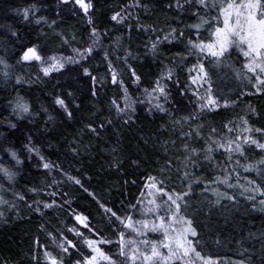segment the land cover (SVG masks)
<instances>
[{"label":"snow or ice","instance_id":"1","mask_svg":"<svg viewBox=\"0 0 264 264\" xmlns=\"http://www.w3.org/2000/svg\"><path fill=\"white\" fill-rule=\"evenodd\" d=\"M63 2L66 4L69 0H63ZM74 3L85 14H88L90 9L94 10L92 0H74ZM140 7H143L141 0H129V3L123 5L120 11L112 13L110 20L120 24L126 23L131 16L129 10ZM164 8L178 10L190 18H195L196 22L182 25L179 29L172 27L164 32L163 37L157 34L163 29L156 28L154 24H137L136 27L154 36L150 38L149 43L144 45L146 51L151 52L153 56H157L163 41L186 40L184 57L194 55L196 63L187 67L186 84L181 86L182 82L175 78L180 99L174 98L171 83L175 73L183 66L182 63L173 65L166 61L163 62L158 74L147 82L151 87L145 86L140 92L139 96L142 98H130L128 85L117 65L122 64L130 70L132 83L139 88L145 81L136 68L128 63L134 58H141L139 54H134L130 47L123 48L118 38L114 47L105 49L103 59L111 74L112 84L122 89L124 93L122 96L114 95L110 101V107L115 109L116 117H124V122L130 123L135 119L134 114L137 108L143 104L148 105L146 111L149 113L172 117L170 121L165 120L160 125V129L161 134L167 132L170 137L175 138L163 140L161 147L168 155L167 146L171 144L180 155H170L160 168L159 175L147 176L143 181L144 188L141 189L140 196L136 198V203H131L127 207L123 201L119 207L115 206V202L112 207H109L107 203H102L100 206L108 217L103 228H98L92 223L90 214L76 212L75 221L84 226L88 235H85L78 225L69 228V231L76 233L74 238H69L64 232H60V239H57L53 232H48L47 235L52 238L59 250L54 253L48 249L47 245H43L44 264H104V262L106 264H223L219 256L205 253L207 241L201 238L189 201V193L192 191L194 181L188 180L185 191H177L169 184L172 169L175 167L173 159L179 161L184 169L180 181L183 184V178L194 176L192 169L201 159L210 162L214 159L213 153L220 150L227 154V159L221 168L223 174H217L214 180L205 182L208 191L215 193L216 199L209 198L203 201L198 211L202 212L204 208H207L208 213L211 214L214 207L221 205L224 199L237 200L238 197L230 191L235 189H243L240 196L247 195L252 210L264 211V199H259L257 203V193L264 196V155H261L259 159H249V154L254 151L264 153V126H256L251 120L253 115L260 118L261 112L249 102L242 113L224 119L219 127L209 126L203 119L207 115L217 114V110H226L236 105L240 98L247 96L250 91L264 96V0H174V3L169 2L164 5ZM15 11L20 13L25 21L31 22L34 18L36 27L56 28V20L49 21L46 16L38 14L40 6L36 3L15 9ZM60 14L58 9L55 15ZM87 21L88 24L94 23L91 15L87 16ZM131 27L132 25H129L130 29ZM9 28L13 38L21 37L18 30L12 28L11 25ZM111 31L109 29L101 31L93 26L88 45L72 47L67 55L65 53L68 52V45L72 43L68 37L60 34L64 47L63 50H59L49 48L47 42H39L41 33H37L35 39L38 42L33 43L29 40L26 47L21 45L23 50L19 53L16 65L10 64L4 56H0V80L5 84L9 83L10 70L13 67L37 65V73L26 75L22 70L17 72L13 90L17 87L23 88L25 85L32 87L41 80H48L53 75L67 73L68 82L73 79L91 77L92 95L97 96L99 94L97 81L106 77L93 76L92 69L83 65L95 55L98 47H102V40L108 39ZM205 32L207 36H204ZM122 49L123 56L119 54ZM233 50H238L243 56V66L235 69L237 85L242 87L243 91H240L234 100L230 99L228 94L220 92L213 80L216 67H222L226 62L229 67L232 66ZM179 55L177 53V56ZM202 56L205 60L200 59ZM77 68L82 69L83 76L79 73L76 77L71 75ZM189 93L192 99L188 103L193 104L194 107L191 111L185 112L181 105L184 103L183 98ZM41 94H43V89H41ZM71 94L69 92V95ZM50 95L54 99L48 107L43 104L37 106L35 99L31 98L32 94L25 95L20 91H17L15 96L7 102L16 120L15 122L7 120L5 124H0V127L6 125L12 130L9 135L18 131L20 136L9 139V135L0 133V205L16 207V203L5 200L4 197L8 193H12L13 201H24L29 207H34L36 212H42L41 205L43 209H49L57 204L56 200L28 201L25 193L13 191L4 183L6 181L15 185L19 175L16 169L25 163L21 153L28 160L38 157L37 166L53 173L59 167V171L68 180L82 186L78 177L64 172L62 166L49 161L42 154L40 146L35 143L38 135H50V133H41L37 127L42 112L47 113L46 121L53 122L56 121L53 113H59L60 116L68 118L74 116L63 91L56 94L53 89ZM170 106L172 111H170ZM36 107H39L42 112H34L33 109ZM60 109H63V112H60ZM177 113L180 115L177 116ZM25 120L33 121L27 125V134L20 128ZM111 123V118L107 124L102 123L97 126L89 123L86 125V130L98 138L99 131L105 130ZM261 123L264 124V121ZM205 127H208L207 133L204 131ZM201 143H203L202 147L199 146ZM71 151L78 153L79 148H72ZM245 160L247 163H243ZM241 168L255 170L258 178L251 179L246 176V183L241 184L239 182V169ZM165 171L169 173L168 176L164 175ZM177 171L179 172V169ZM60 183V180L53 179L47 187L51 188ZM221 185H226L230 190L221 191ZM30 192L37 194L38 189L31 188ZM58 194L59 192L52 193V195ZM69 211L72 210L69 209ZM4 215L5 213L0 211V217ZM137 215L141 218L137 219ZM41 228H44V225H41ZM153 235L158 238H151ZM37 244L39 245V237H37ZM101 245H115L116 251L110 253ZM30 255L31 264H41L38 249L35 254L30 253ZM3 264H8L7 260L3 261ZM235 264H251V258H241L235 261Z\"/></svg>","mask_w":264,"mask_h":264},{"label":"trees","instance_id":"2","mask_svg":"<svg viewBox=\"0 0 264 264\" xmlns=\"http://www.w3.org/2000/svg\"><path fill=\"white\" fill-rule=\"evenodd\" d=\"M169 2L174 3V0H141L143 7L130 9V18L126 23L120 24L112 22L110 17L113 12L120 11L123 5L128 4L129 0H92L94 10H90L94 23L84 32L79 27L80 22L85 18L84 14L74 18L66 12L69 9L77 8L74 0H69L66 4L63 0H0V56H4L12 65H16L19 53L23 50L21 45L26 47L29 40L33 43L38 42L35 39L37 33H41L39 42H47L49 48L63 50L64 45L60 34L68 37L72 43L87 40L88 45L93 26L101 31L112 30L108 39L102 40V47H98L95 55L83 65L92 69L93 76L106 77L97 81L99 89L97 96L92 95L91 77L73 79L68 82L67 73L53 75L48 80H41L32 87L25 85L23 88L17 87L13 90L17 72L22 70L26 75L37 73V65L13 67L10 70V82L5 84L0 80V89H3L0 91V124H5L7 120L15 122L16 118L11 114V108L7 102L15 96L17 91L23 92L25 95L32 94L31 98L35 99V103H38V106L43 104L45 107L51 105L53 96L50 94L53 89L56 94L63 91L74 116L68 118L60 116L59 113H53L56 116V121L53 122L46 121V115L42 114L37 127L41 133H50V135H38L35 138V143L40 146L42 154L49 161L62 166L64 172L78 177L82 184V186L77 185L68 180L59 171V167L55 173L38 167V157L28 160L21 153L25 163L16 169L19 175L15 185L6 181L4 183L13 191L25 193L28 201L56 200L57 204L49 209H43L41 205L42 212H36L34 207H29L24 201H13L12 193H9V198L5 200L16 203V207L0 205V211L5 213L3 217H0V264H3L5 260L8 264H31L30 253L35 254L34 247L39 250L41 256L44 252L43 245H47L50 251L55 252L56 249L58 251L59 249L52 238L47 237V233L44 234L43 231L46 229V232L49 230L57 237L64 229L65 235L74 238L76 233L69 231V228L78 225L80 230L88 235L84 226L74 218L76 212H83L86 215L80 204H86L87 208H91L96 213L97 219H101V223H92L97 224L98 228L99 225L103 228L108 217L100 206L102 203H107L109 207L113 206V202L116 207H119L121 201L124 202L125 207L136 203V198L140 196L141 189L144 188L143 181L147 176L150 174L159 175L160 168L170 155H180L171 144L167 146L168 155L161 147L163 140L175 138L170 137L167 132L161 134L162 130L160 129V125L165 120L170 121L172 117L147 112V104L137 108L134 114L135 119L130 123H125L124 117H116L115 109L110 107V101L114 95L122 96L124 93L112 84L111 74L103 59L105 49L114 47L118 38L121 40L123 48L130 47L134 54H139L141 58L128 61L145 81L139 88L132 83L130 70L122 64L117 65L128 85L130 98H142L139 96L142 87L146 86L147 81L154 79L162 68L163 62L166 61L173 65L182 63L183 66L175 73L171 83L174 98L180 99L175 78L182 82L181 86L186 84L187 67L196 63L194 55L184 57L186 40L163 41L157 56H153L151 52L146 51L144 45L149 43L150 38H154V36L136 27L137 24H154L156 28L163 29L157 33L163 37L164 32L172 27L179 29L182 25L196 22L195 18H190L178 10H166L164 5ZM32 3L40 6L39 15L46 16L49 21H57L55 29L47 26L36 27L34 18L31 22L25 21L22 15L15 11V9L26 7ZM58 9L64 14L56 16L55 11ZM9 25L18 30L21 37L13 38ZM129 25H132L131 29ZM204 36H207V32L204 33ZM71 48L65 53L66 55L70 53ZM177 53L180 55L177 56ZM119 54L124 55L123 49ZM174 57L175 59H173ZM200 59L205 60V57L202 56ZM231 60L233 62L231 67L226 62L224 66L214 69L213 80L220 92L228 94L229 98L234 100L239 92L243 91L242 87H238L235 78V69L243 66V56L238 50H233ZM78 73L83 76L80 68L75 69L71 75L76 77ZM41 89H43V94H41ZM69 92L72 94L69 95ZM191 99V93L183 98L184 103L181 107L185 112L191 111L194 107L193 104L188 103ZM249 102L261 112L260 118L254 115L251 117L252 123L256 126H264L261 123L264 121V96L255 94L254 91L241 97L236 105L226 110H217L215 115L205 116L204 122L209 126L219 127L224 119L242 113ZM38 109L42 112L39 107ZM33 111L35 112L36 108ZM170 111H172L171 106ZM178 115L180 113H177ZM110 118L112 119L111 125L105 130L99 131L98 138L86 130L87 124L94 123L97 126L102 123L107 124ZM32 122L25 120L20 125L25 134L28 132L27 125ZM185 130H187V126H185ZM204 131L207 133L208 127H205ZM10 132L12 130L6 125L0 127V133L9 135ZM19 136L20 133L16 131L9 135V139ZM21 142L24 141L21 140ZM199 146L202 147L203 143ZM76 147L79 148V152L72 153L71 149ZM261 155L264 153L254 151L249 154V159H259ZM213 157L214 159L210 162L201 159L198 165L192 169L194 176L183 178V184L180 181L184 169L179 161L173 159L175 167L172 169L169 184L177 191H185L188 180L194 181L192 191L189 193V201L201 238L207 241L205 244L206 254L219 256L223 264H235V261L246 257L251 258V264H264V211L252 210L247 195L240 196L243 189L230 190L226 185H221V191H233V194L238 197L237 200L224 199L221 205L214 207L211 214L208 213L207 208H204L202 212L198 211L203 201L209 198L216 199L215 193L208 191L205 182L214 180L217 174H223L221 168L227 159V154L220 150L213 153ZM243 163H247V160ZM239 171L241 184L246 183V176L251 179L258 178L255 170L241 168ZM164 175L168 176L169 173L165 171ZM62 178L65 179L63 183L51 188L47 187L53 179L60 180ZM31 188H37L38 193L30 192ZM53 192H59V194L52 195ZM60 195L64 197L63 202ZM257 197V203H259V199H264V196L259 193H257ZM69 209L72 211L70 212ZM41 225H44L45 229L41 228ZM37 237H39V245ZM73 258L75 259V257ZM41 264L44 262L41 261Z\"/></svg>","mask_w":264,"mask_h":264},{"label":"rangeland","instance_id":"3","mask_svg":"<svg viewBox=\"0 0 264 264\" xmlns=\"http://www.w3.org/2000/svg\"><path fill=\"white\" fill-rule=\"evenodd\" d=\"M77 6V8H75V9H69L68 11H66L67 13H69V14H71L72 16L71 17H74V18H77V17H79L78 15H80V14H84V20L83 21H81L80 22V24H79V27H80V30L81 31H84V32H86V30L88 29V27H90V26H92V24H88V21H87V16L88 15H91L92 16V11L91 10H89V12H88V14H85L84 12H83V10L82 9H80L79 8V6L78 5H76ZM56 12V11H55ZM61 14H64L63 12H60ZM60 14V15H61ZM59 15V16H60ZM63 16H65V15H63ZM61 18V17H60ZM86 35V34H85ZM86 45H87V40H83V41H78V42H75V43H71L69 46V48H71V47H86ZM68 48V49H69ZM71 51V50H70ZM69 51V52H70ZM93 57V56H92ZM91 57V58H92ZM148 82V81H147ZM146 82V86H148V87H151V85L150 84H148ZM144 87H142V89H143ZM119 91H123L122 89H119V88H117ZM142 89H141V91H142ZM140 91V92H141ZM53 99H54V97L52 98V100H51V103H52V101H53ZM37 106H38V103L36 104ZM40 105V104H39ZM36 111H40L39 109H38V107H36ZM61 112H63V110H60ZM42 114H44V115H46L47 116V113H43L42 112ZM60 181H61V183H63L64 181H65V179L64 178H62V179H60ZM9 193L8 194H6L5 195V199H7V198H9ZM61 196V198H62V202L64 201V197H63V195H60ZM80 206H82L81 208L85 211V213H86V215H89L90 214V216H91V218H92V222H94V223H97L98 222V224H100L101 222V219H97V215H96V213L94 212V211H92V209L90 208H87V205L86 204H80ZM63 215H64V213H63ZM59 217H62L61 215H59ZM63 218V217H62ZM139 218H141L139 215H138V219ZM70 223V222H69ZM97 225V224H96ZM99 228H102V226H100L99 225ZM45 229V228H44ZM47 230V229H46ZM46 230H44L43 232H44V234H46V233H48V232H51V231H49L48 230V232H46ZM64 231V229L62 230V232ZM102 234H104V233H102ZM110 235V234H109ZM46 236L47 237H49L47 234H46ZM57 237V236H56ZM69 238H70V236H69ZM111 238H113L114 239V237H111ZM151 238H153V239H156V238H158L157 236H155V235H153ZM57 239H60V237L58 236L57 237ZM102 247H104L105 248V250L106 251H108V252H110V253H112V252H114L115 250H116V246L115 245H112V246H107V245H101ZM58 248V247H57ZM36 247H34V253L36 252ZM55 252H57V249H56V251ZM54 252V253H55ZM74 259V258H73ZM41 261L42 262H44L43 261V255L41 256ZM104 264H106V262H104Z\"/></svg>","mask_w":264,"mask_h":264}]
</instances>
